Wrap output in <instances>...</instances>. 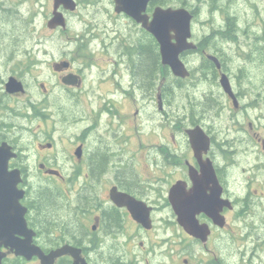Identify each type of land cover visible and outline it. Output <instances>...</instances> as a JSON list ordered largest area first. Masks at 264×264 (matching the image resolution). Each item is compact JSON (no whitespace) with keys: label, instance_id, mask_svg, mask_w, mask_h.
<instances>
[{"label":"flooded vegetation","instance_id":"flooded-vegetation-1","mask_svg":"<svg viewBox=\"0 0 264 264\" xmlns=\"http://www.w3.org/2000/svg\"><path fill=\"white\" fill-rule=\"evenodd\" d=\"M74 1V10L58 7L66 27L50 28L53 0L47 27L68 35L73 16H79L76 10L91 6V18L78 38L40 39L21 47L26 41L0 39V155H16L8 169L19 172L10 192L0 193L5 202L0 222L8 235L31 238L44 254L71 247L82 264H264L258 249L264 243L252 247L250 254L241 251L247 262L239 263L237 248L228 245L235 239L224 235L231 230L229 218L255 216L254 206L262 202L252 199L255 175L242 179L247 169L238 170L239 159L246 155H238L237 144L250 140L261 145V159L253 168H262L264 178V30L250 24L228 42L249 60L240 59L235 71L224 49L207 47L195 21L207 11L220 15L223 26L227 16L237 14L238 0L150 1V18L159 6L186 8L194 15L191 41L197 47L181 55L190 71L182 78L163 64L157 39L127 12L118 11L116 0ZM8 10L0 4V17ZM241 32H247L246 47L239 44ZM141 49L156 57L146 80L139 66ZM210 55L219 59L220 68ZM207 61L215 71H204ZM248 63L249 72L244 73ZM223 73L234 97L220 83ZM205 81L219 86L215 110L195 114L184 94H196ZM246 111H258L256 120H249L252 135L238 130L235 138L218 141L215 120L229 117L235 127L238 121L244 123ZM197 126L210 137V149L202 155H196L189 135ZM228 144L232 155H224ZM247 150L254 152L250 146ZM219 188L216 213L225 224L200 210L195 214L199 234L186 230L172 198L192 211L205 198L212 201ZM46 193L55 200L47 202ZM223 199L230 204L222 205ZM210 208L216 210L215 205ZM254 235L260 236L258 231ZM1 250L6 253L2 264H42L36 255L27 259L9 247ZM75 261L69 252L54 264Z\"/></svg>","mask_w":264,"mask_h":264},{"label":"rangeland","instance_id":"rangeland-1","mask_svg":"<svg viewBox=\"0 0 264 264\" xmlns=\"http://www.w3.org/2000/svg\"><path fill=\"white\" fill-rule=\"evenodd\" d=\"M0 4H4L9 10L3 11V17H0V29L2 30L0 32V39H9L16 41H26L23 43L18 44L19 47L25 45H31L34 44L31 41H38L40 39H68V36H72L73 39L78 38L79 35H82L83 29L85 28L84 21H87L91 18L90 15H87V12L91 11V6L87 7V5H83V8H79V16H73L72 19V25L69 30L68 35H60L56 34L52 29H49L47 27V21L52 16L53 11V0H0ZM237 14L239 16V24H241L242 30H246L249 28L250 24L257 25V28L260 32H263L264 30V0H238V8H237ZM235 16V13H234ZM198 20L195 21V31L197 33L203 34L204 36H207L209 34H212L214 27L219 26L222 22V17L220 15H209L207 11H205L203 14L197 15ZM227 22L223 25L227 30L229 31V27L226 25ZM256 28V29H257ZM242 33V34H241ZM239 37V44L243 47H246L247 42L249 40L247 36V32L243 34L241 32ZM242 36V37H241ZM88 39V38H85ZM230 40L223 39L222 37L216 38L213 40L212 44L218 45L222 49H224L225 53L227 54V62L233 64V68L236 71V68L242 58H244L245 61L249 62L248 58L246 57V54L239 49L236 53L235 50H232L229 47ZM229 48V49H228ZM226 49L229 50L226 52ZM231 57V58H230ZM239 57V58H238ZM239 59V60H238ZM241 59V60H240ZM249 72V63L244 73ZM246 78V75H244ZM248 81V80H247ZM208 81H205L203 84L200 85V89L197 91L196 94H184V101L189 102L192 105H197V102H201L202 98L200 96L204 95L206 92L209 93L213 91L214 95L211 98L217 99V94H219V86H215V88L212 85L207 84ZM218 87V89H217ZM182 100L183 97L181 96ZM246 99V98H245ZM248 99V97H247ZM247 99L243 101V103L247 102ZM196 102V103H195ZM215 102V101H214ZM191 108V106L189 107ZM201 109V107H200ZM198 109V110H200ZM194 110V109H193ZM197 110V108H196ZM196 110H194L196 112ZM192 113V112H191ZM258 111H250L249 114L247 111L244 113V121L241 118L243 124H241V121H238V124L233 127L232 121L229 117L224 118H217L215 120L217 130L220 132L217 133V139L218 141H222L224 139L231 140L232 138L236 137L237 131H243L242 134L245 137H249L251 133H249V120L255 119ZM214 117H216L215 114H212ZM212 120V119H209ZM213 126V125H212ZM244 127V129H243ZM236 133V134H235ZM227 135V136H226ZM252 135V134H251ZM247 146L253 147L254 152H251L249 154V150H247ZM232 147L228 144V146H225V149L230 150ZM237 148L239 149L238 155H246V157H241L239 159L238 164V170L240 173L242 172V168L245 167L247 169V175L242 176V179H248L249 176L255 175L254 182L252 184V199L256 200H262V202H259L256 206H254V215L255 216H249L246 219H238L235 220L234 218H229V222L231 224V230L230 228L228 231L226 230L224 232V235L230 234L235 239V242H233V245H230L228 240H225L226 243L228 242L229 246H232L234 248H237L238 254L235 256V259L239 261V263H242L245 259H242V255L240 254L241 251H246L248 254L251 253V248L256 246L257 244L264 243V225L261 223H264V197H261L264 195V188L260 186L262 184L261 181L264 182V178L262 177L261 173L259 171H262V168H253L255 163L260 161V157L258 155H261L262 148L261 145L255 144L251 142L250 140H247L245 142H238ZM246 152V154H245ZM255 155V156H251ZM255 160V161H254ZM253 172L255 174H253ZM257 189L258 191H255ZM246 190H249L248 188ZM240 194L243 193L241 190L239 192ZM260 213L258 218L256 216V213ZM254 217V218H251ZM258 231L259 238L254 235V233ZM235 235V237H234ZM225 247L224 249H226ZM259 254H261L264 258V252L262 249H264V244L260 245L258 247ZM244 262H247L246 260ZM256 263H259L256 262Z\"/></svg>","mask_w":264,"mask_h":264},{"label":"water","instance_id":"water-1","mask_svg":"<svg viewBox=\"0 0 264 264\" xmlns=\"http://www.w3.org/2000/svg\"><path fill=\"white\" fill-rule=\"evenodd\" d=\"M150 1L152 0H116V9L118 11L127 12L138 22L142 23L143 27L159 42L163 64L169 65L176 76L186 78L190 75V71L182 60L181 55L185 51L197 47L196 44L191 41L194 15L186 8H164L159 6L155 9L153 16L150 18L146 13ZM60 4H63L65 8L70 10H74L77 6L74 0H54L53 16L48 22L50 28H55L57 26L66 27L65 17L62 12L58 11ZM209 57L215 62L217 67L220 68L219 59L214 55H210ZM15 81L14 78L10 80L12 84L16 83ZM220 83L227 93L233 97L235 96L227 74H222ZM21 88V86L18 87V89ZM189 135L196 155H202L208 152L210 149V137L201 126L189 130ZM12 157H16V155H0V193L10 192V185L15 186L19 182L18 170L10 173L8 169L9 160ZM220 197L221 189L219 188L214 191L212 201H208L209 197H207L199 209H194L192 211L176 203L173 198L172 201L179 215L180 223L186 230L192 234L198 235L200 224L195 218V214L200 212V210L210 213L219 224H225V219L220 212L216 213L219 208H217V206L219 205ZM221 201L222 205L230 204L227 200L223 199ZM4 205V200L0 198V208ZM209 205H215L216 210L211 212ZM2 246L9 247L16 255L23 256L27 259H31L36 255L41 259L42 264H54L58 256L71 252L76 257L74 264H82L80 258L77 257V254L73 251V248L66 246L54 250L50 254H44L37 246L32 244L31 238L23 240L10 237V235H8V230L0 222V264H2L6 256V253L1 250ZM83 264L86 263L84 262Z\"/></svg>","mask_w":264,"mask_h":264},{"label":"trees","instance_id":"trees-1","mask_svg":"<svg viewBox=\"0 0 264 264\" xmlns=\"http://www.w3.org/2000/svg\"><path fill=\"white\" fill-rule=\"evenodd\" d=\"M239 16L234 17V16H227L226 18V22H227V26L230 28L229 31H217V35L215 34V39L216 38H220L222 37L223 39H227V40H234L236 39V34H238V30H241V24H239ZM237 30V31H236ZM155 63H156V57L155 55L152 54L151 50L149 49H141L140 50V59H139V66H140V72H141V77L144 78V80H146V78H148V76H151L152 71L155 67ZM206 64H208L209 66L207 67L206 70H204L205 72H211V71H215V65L211 64V62L207 61ZM215 79H213L214 81ZM212 82V80H211ZM200 88V87H199ZM213 95H211L210 93H205L203 96L201 95L200 98H202L201 102H197V105H191V110L193 111L196 110L197 113L195 114H204L205 112H208V110L210 111H214L215 110V102L216 99L211 98ZM196 103V102H195ZM201 107V109H200ZM200 109V110H198ZM202 109H205L207 111H202ZM192 119L194 120L193 116ZM223 151L226 153L224 155H232V153H229L228 149H223ZM231 152V151H230ZM45 199L47 200V202L50 201H54L55 197L53 195H50L49 193H46V197Z\"/></svg>","mask_w":264,"mask_h":264},{"label":"bare ground","instance_id":"bare-ground-1","mask_svg":"<svg viewBox=\"0 0 264 264\" xmlns=\"http://www.w3.org/2000/svg\"><path fill=\"white\" fill-rule=\"evenodd\" d=\"M230 16V15H229ZM234 16V15H232ZM238 14H236L234 17H237ZM196 18V17H195ZM223 28V29H221ZM223 30V31H226L227 32V28L224 29L223 26H216L212 32V34H209L207 36H205V39H203V41H208L209 44L207 45L208 48H210L211 50H214L216 49V47H218V50H214V51H219L220 47L218 45H215V44H212L213 40L215 39V34L217 33V31L219 30ZM237 31V30H236ZM205 68L207 69V67L209 66L208 64H204Z\"/></svg>","mask_w":264,"mask_h":264}]
</instances>
